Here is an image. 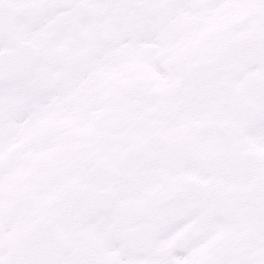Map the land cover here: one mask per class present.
Wrapping results in <instances>:
<instances>
[{
	"label": "snow or ice",
	"instance_id": "snow-or-ice-1",
	"mask_svg": "<svg viewBox=\"0 0 264 264\" xmlns=\"http://www.w3.org/2000/svg\"><path fill=\"white\" fill-rule=\"evenodd\" d=\"M0 264H264V0H0Z\"/></svg>",
	"mask_w": 264,
	"mask_h": 264
}]
</instances>
